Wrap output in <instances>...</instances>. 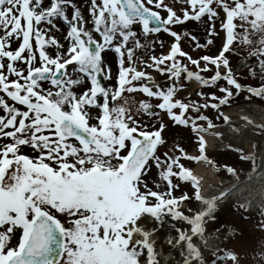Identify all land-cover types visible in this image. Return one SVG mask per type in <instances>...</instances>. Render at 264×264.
Instances as JSON below:
<instances>
[{"label":"snow or ice","instance_id":"1","mask_svg":"<svg viewBox=\"0 0 264 264\" xmlns=\"http://www.w3.org/2000/svg\"><path fill=\"white\" fill-rule=\"evenodd\" d=\"M243 52L259 85L234 72ZM193 81L216 91L185 100ZM242 92L264 99V0H0V264H157L140 222L165 216L190 225V235L177 229L183 264H209L193 238L225 191L204 197L182 160L217 166L205 134L235 127L222 108ZM164 117L190 130L198 156L179 143L160 152ZM236 151L258 175L255 157ZM174 178L192 195L175 196ZM192 199L205 208L185 214ZM213 256L237 261L226 249Z\"/></svg>","mask_w":264,"mask_h":264},{"label":"rangeland","instance_id":"2","mask_svg":"<svg viewBox=\"0 0 264 264\" xmlns=\"http://www.w3.org/2000/svg\"><path fill=\"white\" fill-rule=\"evenodd\" d=\"M79 2L81 5H83L85 0H79ZM187 27L190 32H192L200 39L201 43H204L206 35L204 25H196L193 22L189 23ZM164 38L167 44V37ZM218 42L219 41H217V43ZM183 46L185 47V49H190L192 47V42H190L189 40H185L183 42ZM212 50L214 51L215 48L213 47ZM193 55H195V52H193ZM242 60L248 61L251 66L247 70L245 69L242 72L237 73L236 76L240 83L245 86L259 85L262 82V77L260 68L257 66L255 58H249L246 52H243L241 55L231 57L232 65H235ZM250 68H254L255 76L250 73ZM158 76L159 83L162 86H166L167 81L165 80V78L161 77L159 74ZM193 88V85H190L186 90L181 91L179 94L184 97ZM202 91L207 93L209 91H216V89L207 88ZM193 92L194 93L192 94V96H190V98L192 100L200 101L201 103H203L204 101L201 99V97L196 95L198 90H194ZM246 95L247 93L242 92L238 97H234L230 105L224 106L222 108V111L224 109H229L231 105L236 106L237 104H257L264 106V99L257 98L255 96H253L251 99H245ZM207 114L214 119V110L209 109L207 111ZM164 121L167 124V127L163 131L162 136L165 138L167 143L165 146L160 147V152L169 151L171 147L177 143L185 147L186 150L191 148L193 149V146L195 145L192 143V136L188 129L173 125L170 121H168L167 117H164ZM153 123H155V121H153ZM221 125L222 123L219 126ZM211 156L216 165L232 166L236 169V172L240 170H246L250 165H252V162L240 159V155L236 150H212ZM182 163L187 166L188 169L192 166L190 162H187L184 159L182 160ZM218 175L222 181L225 178H230L229 173L225 170V167L219 170ZM243 175L244 173H242L240 177H242ZM152 179H155V173L153 174ZM174 182L180 184L179 189L174 192L175 196H180L185 192H187L189 196H191L192 188L189 184H183L181 181L175 180V178ZM192 202L193 200H190L188 202V205L192 206ZM213 217L214 218H212V220L207 223L206 227L209 237H211L212 233H214L217 229L222 228L224 225H230L236 230L237 236L235 235V238H231L227 242L226 247L229 250H232L233 253H235L237 257V264H264V218L262 216H260L258 213H247L235 206L233 203H228L226 205H223ZM166 226H170L169 221L163 223V228H166ZM206 259L209 261V264H211V260L214 258H212V256L210 255ZM227 264H233V262L228 261Z\"/></svg>","mask_w":264,"mask_h":264},{"label":"bare ground","instance_id":"3","mask_svg":"<svg viewBox=\"0 0 264 264\" xmlns=\"http://www.w3.org/2000/svg\"><path fill=\"white\" fill-rule=\"evenodd\" d=\"M224 113L231 117L232 124L235 127L222 125L213 130L212 135H208L206 138L208 142L207 149H243L246 154L253 155L258 159L261 170L258 175H253V172H249L244 179H237L231 182L232 184L230 185L235 186L225 195L221 205L228 202H234L239 205L246 204L252 211L255 206L261 204L260 199L264 198V170H262L264 160L261 159L264 158V127H261L264 126V108L249 104L230 108ZM215 132H222L223 137H217L214 134ZM229 145L232 147H229ZM203 165L197 164L194 167V174L201 180L205 194H215L220 189L213 190L214 187L212 185L218 178L216 174ZM144 228L148 229L145 226ZM151 238L154 239L155 237L151 236ZM207 244L210 248L216 249L218 238L216 237ZM183 261L184 258L182 256L178 264H183Z\"/></svg>","mask_w":264,"mask_h":264}]
</instances>
